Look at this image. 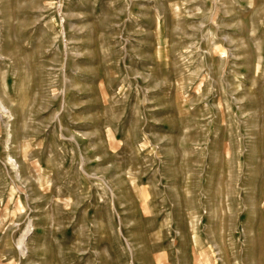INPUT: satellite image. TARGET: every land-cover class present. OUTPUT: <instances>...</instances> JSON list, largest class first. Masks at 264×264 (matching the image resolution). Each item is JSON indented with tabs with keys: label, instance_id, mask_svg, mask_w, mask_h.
Segmentation results:
<instances>
[{
	"label": "rangeland",
	"instance_id": "374dc122",
	"mask_svg": "<svg viewBox=\"0 0 264 264\" xmlns=\"http://www.w3.org/2000/svg\"><path fill=\"white\" fill-rule=\"evenodd\" d=\"M0 264H264V0H0Z\"/></svg>",
	"mask_w": 264,
	"mask_h": 264
},
{
	"label": "bare ground",
	"instance_id": "6f19581e",
	"mask_svg": "<svg viewBox=\"0 0 264 264\" xmlns=\"http://www.w3.org/2000/svg\"><path fill=\"white\" fill-rule=\"evenodd\" d=\"M22 248V247H21ZM22 252V251H21Z\"/></svg>",
	"mask_w": 264,
	"mask_h": 264
}]
</instances>
